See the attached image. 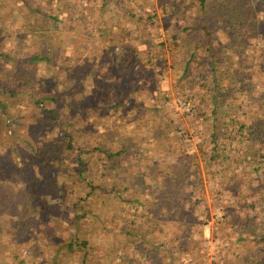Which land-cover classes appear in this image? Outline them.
Returning a JSON list of instances; mask_svg holds the SVG:
<instances>
[{"label": "trees", "instance_id": "trees-1", "mask_svg": "<svg viewBox=\"0 0 264 264\" xmlns=\"http://www.w3.org/2000/svg\"><path fill=\"white\" fill-rule=\"evenodd\" d=\"M2 1L0 226L15 242L2 264L30 256L37 264H73L68 255L90 264V228L102 200L128 211V221L113 216L118 264L145 259L158 252L152 238L164 234L163 223L188 213L186 201L201 228L207 225L199 199L205 185L226 203L213 220L234 212L239 223L230 229L234 237L219 240L218 261L229 252L237 263L264 264V0ZM116 48L136 57L127 71L129 57ZM72 58L74 66L62 63ZM85 64L88 72H106L88 82ZM40 66L51 70L48 77ZM72 78L94 87L81 102L64 100ZM83 109L94 129L110 135L96 142L87 138L91 127L76 128L64 116ZM110 137L114 146L104 143ZM132 153L144 157L136 165L141 186L124 175L129 162L121 161L135 159ZM52 170L69 179L74 196L70 187L57 195ZM53 199L48 212L44 204ZM61 210L74 213L63 224L54 216ZM244 219L250 232H241ZM183 244L161 264H183L190 251L194 259Z\"/></svg>", "mask_w": 264, "mask_h": 264}, {"label": "rangeland", "instance_id": "rangeland-1", "mask_svg": "<svg viewBox=\"0 0 264 264\" xmlns=\"http://www.w3.org/2000/svg\"><path fill=\"white\" fill-rule=\"evenodd\" d=\"M1 3H4L2 0H0ZM7 2V1H5ZM3 15V8L0 7V16ZM10 16L13 17V15L11 14ZM11 33V32H8ZM117 55H126V57H129L128 62L122 66L121 70L122 71H127L128 68L132 65V63L136 60V57L132 56L131 54H127L126 52L123 53L120 49L116 48L115 50ZM94 54H91V56H93ZM63 64H69L74 66L75 65V61L74 58H72L69 62L68 61H63ZM10 66H13L12 63H9ZM120 70V71H121ZM87 74H86V80L89 82H92L96 79V77H100L102 76L105 72H95V71H90L88 72V68H87V64H85V70ZM51 73V70L48 69H44L43 67H39V74L40 76H46L48 77V75ZM99 73V75H98ZM72 88L66 91V94L64 96V100L65 102L69 103L72 101H80L81 99L84 97V95L87 94H91V90L92 89H88L87 88V84L88 83H81V80L79 79H73L72 78ZM47 89V88H44ZM94 91V90H93ZM92 97H95L93 95H89V97L86 98L87 99H91ZM177 107L176 109L180 110V107L178 104H176ZM77 111V110H76ZM65 117H67L68 119H70V122H73L76 124V128H79L81 126H84L85 129L91 127L90 133L91 135L88 136L87 138H92L94 137L96 140L94 141H99L101 138H104L108 135H103L100 131V125L98 127H96L95 129L92 127L97 123H94L93 121H91V116L88 113L87 109H83L77 112H71V113H67L64 115ZM94 130H93V129ZM70 129V128H68ZM97 132V133H96ZM91 140L89 139V142ZM105 144L107 145H113L114 146V137H110L109 139H107L105 142ZM124 144L126 145V148L128 149V152H133L134 150L132 149L133 147H131L130 144L131 141H124ZM140 144L142 146L143 143L140 142ZM128 155V154H126ZM130 155L135 156V159H131L129 160V158L123 159V161L121 162H125L128 160L129 162V166L128 169H125L124 175L129 178L128 174L130 172V174L132 175V181H134L137 185L141 186V181L138 180L137 177V161H143L144 157H139L136 156L135 153H132ZM149 161L155 162V159H149ZM157 169L158 167H162V162L158 161L157 162ZM153 164H150V166H152ZM159 168V169H160ZM155 175L157 174V172H154ZM152 174V173H151ZM50 175H51V182L52 184L55 183L56 185V192L57 195H63V193H65V191L68 189V187H70V195L74 196V193H76L77 191L73 188L72 183L69 181V179L67 178V181L63 178V176L57 175L55 173V171H50ZM123 175V176H124ZM48 176V175H46ZM123 176L120 175V179L123 180L126 178H123ZM45 182H48L49 179H44ZM148 194L150 193L149 190H147ZM40 196H42V198L40 199V201L45 197L44 193L42 192L40 194ZM69 199V196H68ZM72 199V198H71ZM199 199L201 201V205H204L205 209L207 210V219L205 218L207 225L204 226L203 228H201V219L199 221H195V215L192 216V213H194L193 210L190 209V203L186 201V208H188L187 212L188 213H184V214H180L176 220H169L164 222L163 224H165V232L164 234H159L155 233L158 237L152 238L153 241L155 243H158L157 245H159V249L158 252H156V250H152V252H149L147 254V257L145 259H141L140 257H137V260L132 262V264H161V258L164 255V253H166L167 251H171L172 253L178 252L179 248L182 246L183 244V248L188 250V249H192L193 251L196 253L195 258H192L193 253L190 252H185L184 257L181 259L182 261H184L183 264H245L244 261H241V263H237L236 260H234L231 256V254L228 252L227 255H225L224 260L222 262L218 261L217 258V253H218V247L221 248L222 246L219 245V240L221 241V239L226 238V234L228 235V237H234L235 236V232L234 230H230L232 229L233 225H236V227H239V223L236 222V214L234 212H231L230 214L228 213V218L227 220H224L222 222H218L216 220H213V217L215 216V211L218 208H225L226 207V203L221 201L219 198H217V194L212 193L211 190L208 188L207 185H205V188L203 190V194H201V196L199 195ZM192 202L196 201L195 196H192ZM105 202V204H104ZM53 203H54V199L53 200H47L46 204H44L45 207H49L47 208V211H51L53 209ZM63 203V202H61ZM160 204V203H159ZM196 207V211L200 210V207ZM60 207H62L63 205H59ZM116 206V207H114ZM124 206L125 204H123L122 202H118L117 200H110V202H107L106 200H102L100 202V208L99 211L95 212L99 213V217L100 219L93 223V226H91L90 228V232L92 233L93 238L96 240H94L95 242L93 243V247L96 246V249H92L89 252L91 253V256L89 257L90 260V264H118L119 263V259L118 257L121 256V251H119L120 248H117L118 246L115 245L113 243L112 240V236H114V234L116 233V227H120L118 226L116 223H114V225L112 224L113 222V216L114 219L116 217H122L124 218V221H128V211L126 213H124ZM64 207V206H63ZM227 209V208H226ZM163 211H167L166 209H163ZM107 212V214H106ZM169 212V211H167ZM170 213H172V211H170ZM57 217V219H61V224H63V220L64 219H69L72 218L73 216V212H68L67 210H61L59 212L55 213ZM178 219H180V222L177 225V221ZM175 221V222H174ZM117 222L119 223L120 221L117 220ZM121 223V222H120ZM119 223V224H120ZM44 224V223H42ZM243 224L245 226V230L241 229L242 233L245 232H250L249 229V223L247 222V220H243ZM52 225V224H51ZM49 225V226H51ZM72 228H74L73 224H69ZM148 225L151 227V224L148 223ZM79 229L81 228L80 223L78 224ZM84 227V226H83ZM182 227H190L188 229L184 230V237L182 238L183 234L181 232V228ZM70 228V230L72 229ZM43 229H47V228H43ZM151 229H153L151 227ZM255 233L260 232V230H258L257 228L253 229ZM69 231V230H68ZM67 231V232H68ZM95 232V233H94ZM228 232V233H227ZM233 235H231V234ZM6 232L5 230L0 226V242L2 243V246H0V264H2L3 262L6 261V258H9L10 256V245H14L15 242H7L5 239V235ZM174 234V235H173ZM178 236V238H175L176 235ZM41 236L46 235L44 233L40 234ZM98 235H101V238H98ZM184 239V240H183ZM32 240H35L32 239ZM30 240V241H32ZM226 240V239H225ZM26 241V240H23ZM30 241H28L30 243ZM161 241H164L162 244H159ZM115 242V239H114ZM39 243V242H37ZM32 244H35L34 242ZM30 246V244H28ZM46 247L48 248H53L55 247L54 244H44ZM41 253L44 256H47V248H43L40 249ZM119 251V252H118ZM26 252L23 255H26ZM94 253V254H93ZM115 253H117V256H115ZM83 257V256H82ZM173 258H178L180 259L178 256H176L175 254H173L172 256ZM250 257L253 258V255H250ZM257 257L255 256V259ZM29 260V261H28ZM26 261H22L20 260L18 262V264H37L36 260L33 258V256H30L29 259ZM38 260L40 262H42V258L38 257ZM81 260V255H68L66 258V261H71L73 264L74 263H78ZM22 261V263H21ZM175 261H177L175 259ZM45 262V260H44Z\"/></svg>", "mask_w": 264, "mask_h": 264}, {"label": "built area", "instance_id": "built-area-1", "mask_svg": "<svg viewBox=\"0 0 264 264\" xmlns=\"http://www.w3.org/2000/svg\"><path fill=\"white\" fill-rule=\"evenodd\" d=\"M216 214L218 215L219 218L224 216V211L221 208H218L216 210Z\"/></svg>", "mask_w": 264, "mask_h": 264}]
</instances>
